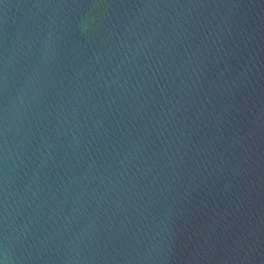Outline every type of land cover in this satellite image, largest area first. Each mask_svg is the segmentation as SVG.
<instances>
[{"label": "water", "instance_id": "water-1", "mask_svg": "<svg viewBox=\"0 0 264 264\" xmlns=\"http://www.w3.org/2000/svg\"><path fill=\"white\" fill-rule=\"evenodd\" d=\"M0 264H264V0H0Z\"/></svg>", "mask_w": 264, "mask_h": 264}]
</instances>
